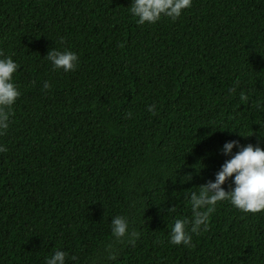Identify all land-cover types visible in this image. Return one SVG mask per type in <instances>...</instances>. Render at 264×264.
Wrapping results in <instances>:
<instances>
[{
    "label": "trees",
    "instance_id": "obj_1",
    "mask_svg": "<svg viewBox=\"0 0 264 264\" xmlns=\"http://www.w3.org/2000/svg\"><path fill=\"white\" fill-rule=\"evenodd\" d=\"M130 3L0 0V54L21 93L0 135V264H43L56 248L77 257L67 264H264V211L227 200L192 247L168 243L224 142L264 149V0H192L145 25ZM50 48L76 52L75 70L52 69ZM115 215L134 244L113 240Z\"/></svg>",
    "mask_w": 264,
    "mask_h": 264
},
{
    "label": "clouds",
    "instance_id": "obj_2",
    "mask_svg": "<svg viewBox=\"0 0 264 264\" xmlns=\"http://www.w3.org/2000/svg\"><path fill=\"white\" fill-rule=\"evenodd\" d=\"M191 5L192 0H131L128 10L138 25H145L154 24L162 17L175 21L181 16L182 11L189 9ZM44 57L52 69L65 73L75 70L78 66L77 53L69 49L50 48ZM18 67L10 56L0 54V135L6 133L12 115V105L21 95L13 76ZM49 87V82L43 81V88ZM228 91L235 93V86ZM239 95L241 100L248 99L243 91ZM256 107L259 109L264 105L257 103ZM147 110L155 115L156 105H147ZM126 116L131 117L132 113L127 112ZM6 151L7 147L0 144V152ZM219 151L228 158L215 172L214 179L198 186L199 191L190 194L192 216L174 219L169 226V244L192 247L193 234L198 235L201 231L207 230L217 202L227 200L233 207L246 214L264 211V149L251 143L242 146L238 140H229L223 143ZM185 176L189 177L188 180L191 179L190 174ZM229 180L231 187L226 191L223 185ZM174 207H169L168 210L173 211ZM110 231L113 240L118 243L134 244L139 237V232L130 228L129 221L124 215H115L111 218ZM102 251L107 260L115 258L112 243H106ZM68 259L75 262L77 257H68L64 250L56 248L51 254L44 256L43 264H67Z\"/></svg>",
    "mask_w": 264,
    "mask_h": 264
}]
</instances>
